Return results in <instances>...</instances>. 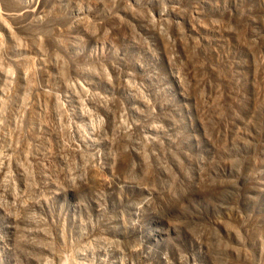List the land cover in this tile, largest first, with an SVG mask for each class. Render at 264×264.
Returning <instances> with one entry per match:
<instances>
[{"label":"rangeland","instance_id":"rangeland-1","mask_svg":"<svg viewBox=\"0 0 264 264\" xmlns=\"http://www.w3.org/2000/svg\"><path fill=\"white\" fill-rule=\"evenodd\" d=\"M0 264H264V0H0Z\"/></svg>","mask_w":264,"mask_h":264}]
</instances>
